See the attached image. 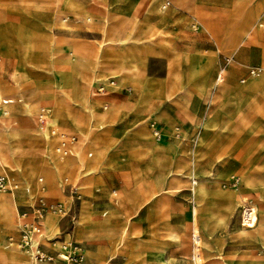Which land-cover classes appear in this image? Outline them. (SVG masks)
I'll return each mask as SVG.
<instances>
[{
	"label": "rangeland",
	"instance_id": "374dc122",
	"mask_svg": "<svg viewBox=\"0 0 264 264\" xmlns=\"http://www.w3.org/2000/svg\"><path fill=\"white\" fill-rule=\"evenodd\" d=\"M88 1L98 17L111 12L117 18L116 26H109L107 16L100 20L99 29L95 24L70 25L74 15L69 21L64 19L68 8L64 4L67 9L60 10V0H0L4 6L0 7V116L7 106L14 120L7 133L10 139L3 135L12 158L0 174L6 176L9 189V185L16 186L14 192H0V197L8 200L15 216L39 197L48 206L60 203L67 208L71 204L76 224H71L69 216L47 212L43 235L52 238L55 233L44 230L47 217L61 220L58 238L76 244L84 264H112L119 255L115 264H159L160 251L171 264H193L194 254L199 257L198 264H264V90L256 87L264 84V22L260 21L263 28L257 26L264 12H257L258 6H253L256 0ZM164 2L170 4L165 10L161 7ZM72 3L73 12L93 24V13L82 9L84 1ZM131 22L146 25L147 34L150 30L153 34L154 45L150 46L155 50L144 53L143 60L141 50L147 49L145 44L150 40L138 31V24ZM45 32L50 37L41 47L34 39ZM29 42L34 43L28 46ZM75 45L87 47L93 54ZM130 48L140 52L133 63L137 68L134 82L125 75L130 64L125 51ZM30 50L51 57L58 72L55 82L47 66L26 60L25 52ZM107 50L115 53L114 58L108 57ZM179 54L181 60L177 59ZM222 57L231 58L228 70L223 71L230 89L239 90L248 84L249 80L244 85L240 80L252 66H260L262 74L241 89L243 92H228L215 105L212 93L221 83L215 85ZM233 61L239 65L234 66ZM95 67L98 70L93 73ZM78 71H82L79 77ZM93 75L95 79H91ZM108 78L115 80L112 91L96 95L94 84H106ZM157 82L164 90L176 85L175 94H181L176 98L179 102H172L185 116L176 114L170 128L164 122L156 123L151 113L149 118L133 109L119 113L111 110L109 104L114 100L134 101L136 90V109L160 100L163 97L151 89ZM78 84L86 88L95 117L86 140L83 135L90 112L75 102ZM204 88L211 98L202 102L199 92ZM144 96L148 103L136 107ZM24 104L37 107L27 113ZM51 105L50 122L44 127L35 112L40 106ZM207 111L210 113L204 121ZM149 122L160 127L159 139L147 128ZM98 126L103 129L98 130ZM71 129L79 132V145L82 139L83 148L86 146L81 152L85 162L82 170L75 157L57 153L64 145L61 138L73 136ZM124 139L144 140L149 146L141 151L114 147ZM86 153L92 157L87 158ZM68 168L72 176H65L60 183L62 172ZM89 169L93 174L84 177ZM79 170L82 174L77 176ZM168 171H173L172 176ZM175 171L184 178L176 184ZM165 179L170 189L151 200V194L161 187L157 180ZM198 180L204 181L203 192L195 188L193 182ZM59 183L64 196L52 190ZM74 185L78 201L70 199ZM48 196L56 199L49 201ZM126 204L130 212L122 220ZM244 211L250 214L248 221L241 219ZM92 216L96 220L102 217L105 229L118 227L117 239H106L100 246L83 240L89 237ZM70 232L73 235L65 237ZM10 238H16L15 226L0 219L2 244L23 256L17 247L9 246ZM136 254L137 259L131 260Z\"/></svg>",
	"mask_w": 264,
	"mask_h": 264
},
{
	"label": "crops",
	"instance_id": "0c3cea01",
	"mask_svg": "<svg viewBox=\"0 0 264 264\" xmlns=\"http://www.w3.org/2000/svg\"><path fill=\"white\" fill-rule=\"evenodd\" d=\"M84 1V3L82 4V9H85L86 11H90L91 13H93V15H94V18L96 19V20H94L93 21V24L92 23H86L81 17H79L78 16V14L76 13V12H73V11H70L69 9H67L66 8V6L63 4V3H59V5H60V10H65V9H67L68 11H66V17L64 18V19H67L68 21L70 20V18H69V16H73L74 15V17H73V19L71 20V22L69 23L68 22V24H70V25H72V23L73 24H82V23H84V24H90V25H94L95 27H97L98 29H99V26H98V24L100 23V20L102 19V18H104L105 16H107L108 17V23H109V26H116V24L118 23V21H117V18H115V16L114 15H112V13L111 12H105V14H103V12L102 13H100L101 15H102V17H98L97 15H95V13L93 12V9L89 6V2L90 1H88V0H83ZM155 1V0H154ZM154 1H151L150 3H152V2H154ZM227 0H225V2H226ZM21 2V1H20ZM20 2H18L19 4H20ZM26 1H24V2H22V3H25ZM145 2H146V0H145ZM166 3H168V6L167 7H169L170 6V4H169V2H164L163 3V5L161 6L162 7V9L163 10H165V9H167V7H165L164 8V6H165V4ZM228 3V2H227ZM253 6L254 7H257L258 6V10H257V12H259V11H261V13L262 12H264V0H256L255 2H254V4H253ZM0 7H4L3 5H0ZM57 9H58V7H57ZM65 12V11H64ZM69 14H71V15H69ZM55 17V16H54ZM260 21H261V19L259 18L258 20H257V22H258V24H257V26H258V28L259 29H261V28H263V24L262 23H260ZM37 22H39V21H37ZM56 22H60L59 20H56ZM131 23H136V24H138L137 22H131ZM145 27H146V25H144V24H138V26H137V29H138V31H140L141 32V34L145 37V38H147L148 40H150V42L149 43H147V44H145L146 45V47H147V49L146 50H141V56H140V59H142L143 60V54L144 53H146L147 51H149V50H155V48H154V43H153V39H152V37H153V34H152V32H151V30H150V35H148L147 34V30L149 29H145ZM46 35V36H45ZM44 36V37H43ZM258 36H259V34H257L256 35V37H257V39H258ZM13 37V36H12ZM41 38H40V42L43 44V42L44 41H46L45 39H48V37H50V35L48 34V33H44L43 35H41L40 36ZM13 39L15 40V37H13ZM42 39V40H41ZM259 40V39H258ZM35 42V41H34ZM40 42H37V43H39V44H41ZM262 42V41H261ZM144 43H141V45H143ZM150 44H153V45H151L150 46ZM262 44H263V46H264V43L262 42ZM66 45V44H65ZM75 46H79V47H82V48H84V49H87L89 52H91L92 54H93V51H91L89 48H85V47H83V46H80V45H75ZM238 46H239V44L237 45V47H236V49L238 48ZM68 47V46H67ZM68 49H69V47H68ZM107 49V48H106ZM235 49V50H236ZM108 51V50H107ZM109 53H108V57L109 58H114L113 56L115 55V53L114 52H112V51H108ZM263 52H264V49H263V51H262V56H263ZM178 58H180V60L182 59V57H181V55L179 54L178 56H177V59ZM233 58H234V56H233ZM264 58V57H263ZM226 59H228V60H231V58H226V57H222L221 58V64L219 65V72H218V74L216 75V77H215V85H216V83L218 82H222V80L224 79V74H222V72L223 71H225V70H228V65H229V62L228 63H225V60ZM234 59H236V58H234ZM105 60V59H104ZM142 60H141V63H142ZM264 60V59H263ZM105 61H109V60H105ZM109 62H114V60L112 61V60H110ZM240 64H241V62H240ZM224 65V67H222ZM242 65V64H241ZM252 68H260L261 70H262V68L260 67V66H252V67H250L249 69H248V71H247V76H246V78H243V79H241L240 80V84L241 85H244L245 84V82L247 81V80H249L248 81V84L244 87V88H246L248 85H249V83H250V81L253 79V78H255V77H258V76H260L261 74H259V75H256V76H254V77H250L249 75H248V72H249V70L250 69H252ZM109 77H111V76H109ZM219 77H221V78H219ZM120 78H121V82L123 81L122 80V77L120 76ZM110 80H112V81H114L115 82V80L113 79V78H108L107 79V81H106V84L104 83V82H96L94 85H95V87H94V91L96 92V90H97V88L98 87H100V86H104L105 88H106V90H109V91H112L111 89H112V87H109V85L107 84V82L109 83V81ZM228 81V80H227ZM241 81H243V82H241ZM229 82V81H228ZM120 83V81H118V84ZM230 84V83H229ZM106 85V86H105ZM125 85H129V86H131L130 84H125ZM183 85H184V77H183V75L180 73V86L181 87H183ZM159 86H162V83L161 82H157L156 83V85L153 83L152 84V90H154L155 91V93H156V95H157V97H163V98H160V100H154L149 106H146V107H144L143 109L141 108V110H139V109H136V108H134V106H133V104H134V102H135V100L138 98V93H137V90H136V99L134 100V101H129V100H121V101H115L114 100V102H112V104H109L110 105V108H111V110L113 111V112H120L121 110H130V109H133L132 111H134V113H136V114H138V115H146V116H148L149 115V113H151L155 118H156V123H160V122H164L165 123V125H166V128H170V125H171V122H172V120L176 117V114H178V113H180V114H182L183 116H185L184 115V112H182L180 109H179V107H178V105H176V104H174L172 101H176V102H179V100H177L176 98L177 97H179V96H181V94H175V88H176V85H175V88H172V89H166V90H164L163 88H159ZM244 88H241V89H244ZM234 89V88H233ZM241 89H239V90H241ZM250 89V88H249ZM205 90H207L206 88H204L203 90H201L200 92H199V96L201 97V101L202 102H205V101H207V96H205L203 93L205 92ZM234 90H237V89H234ZM231 91H233V90H231ZM238 91V90H237ZM188 92H189V90L187 89V87L185 86V95H187V98H188ZM247 94H253V93H251V92H246ZM96 95H98L97 93H96ZM206 97V98H205ZM213 97V100L215 101L214 102V104L216 105V104H219V95L217 94V95H215V96H212ZM211 98V97H210ZM190 101V99L188 98L187 99V102H189ZM187 102H186V113L187 114H189V108L187 107ZM25 105V107H26V111H27V113H30L32 110H34L35 108H33V107H31V106H29V105H27V104H24ZM106 105V103H104V106ZM108 105V104H107ZM109 105H108V107H109ZM214 105V106H215ZM104 106L102 107V111L104 110ZM213 106V107H214ZM31 107V108H30ZM212 107V108H213ZM41 108H47V109H49V111H50V114H49V116H48V118H47V120H46V123H47V121L51 118V115H52V108H53V105H51V107H48V106H40V107H38L37 109H36V112H35V116H36V119H37V116H38V113H39V110L41 109ZM212 108H210V109H212ZM101 113V112H100ZM207 113H208V111H207ZM206 113V114H207ZM97 114H99V113H97ZM111 117H112V119L114 118V116L113 115H111ZM149 117V116H148ZM150 118V117H149ZM38 121V120H37ZM39 122V121H38ZM45 123V124H46ZM42 124V123H41ZM151 123L149 122L148 124H147V128L149 129V131L152 133V131H151V129H150V127H149V125H150ZM155 126H156V128L158 129V131H159V133H160V137H161V130H160V127L157 125V124H154ZM47 127V126H46ZM103 129V127L102 126H98V130H102ZM71 133H74V134H72L73 136L72 137H74L75 138V142L73 143V144H70V145H68V147H69V149L71 150V153H72V146L74 145V144H76L77 142H78V134H79V132H77V131H75V129H71ZM71 138V137H70ZM159 139V138H158ZM66 140H68V139H66ZM63 144H64V141L65 140H62V138H61V140H60ZM81 142H80V144H82V139L80 140ZM149 146V143L148 142H146V141H144V140H137V141H132V140H123V141H118L116 144H115V146L114 147H126L127 149H128V151L129 150H135V151H141L142 149H144V148H146V147H148ZM86 147V146H85ZM84 147V148H85ZM84 148H83V150H84ZM88 158H91L92 157V154L91 153H88ZM62 157H66V156H62ZM46 170H48V172L50 173V169H46ZM1 175V174H0ZM65 176H72V170L70 169V168H68V169H66V170H64L63 172H62V174H61V178L59 179V182L61 183V180L65 177ZM60 183L58 184L59 186L57 187V188H53L52 190L56 193V194H58V195H61V196H64V194L62 193V189L60 188L61 186H60ZM75 186V185H74ZM98 191L96 190L95 191V193H97ZM49 201H51V200H54V199H56L55 197H52V196H48V197H46ZM128 210V212H127V210ZM107 212V211H106ZM130 212V207L126 204V205H124V207H123V209H122V213H123V216H120V218H122V220H125L127 217V213H129ZM104 213V215L106 214L105 212H103ZM16 214H17V212H16ZM15 218H16V216H15ZM77 218H78V215H77ZM102 218V217H101ZM101 218L100 219H98V220H96V219H94V217L92 216V221H93V226L88 230V234H89V237H87L86 239H83V240H87V241H91V242H93V243H95L96 245H98V246H100L106 239H109V241H114V240H116L117 239V237L115 236V234L116 233H119V228L118 227H116L115 225H112V227H110L109 229H105L104 227H103V225H102V222H101ZM134 219V218H133ZM132 220V219H131ZM61 220H57V221H55V220H53V219H50L49 217H47L46 218V223H45V225H44V230L45 231H53V232H55L54 233V236H55V234L58 232H60V229H59V222H60ZM125 222L126 221H124L123 222V224H125ZM14 226H15V233H16V238H15V240L14 241H16L17 240V238H18V233H17V229H16V224H15V219H14ZM124 226V225H123ZM73 230V229H72ZM82 230V227L81 226H79V228H78V232H80ZM121 230V229H120ZM57 235V234H56ZM71 235H73L72 234V232H71ZM75 236H77V235H75ZM65 237H66V235H65ZM67 237H70V234H68V236ZM9 246H15V247H17L16 246V244H9ZM17 249H19L18 247H17ZM22 254H23V256L22 257H24V258H27L28 259V257L21 251V250H19ZM114 252V251H113ZM111 254H112V252H111ZM137 257H138V255L136 254V255H134L133 256V258L131 259V260H136L137 259ZM120 260V255H119V258H118V260L116 261V262H118ZM116 262H113L112 264H115Z\"/></svg>",
	"mask_w": 264,
	"mask_h": 264
},
{
	"label": "bare ground",
	"instance_id": "6f19581e",
	"mask_svg": "<svg viewBox=\"0 0 264 264\" xmlns=\"http://www.w3.org/2000/svg\"><path fill=\"white\" fill-rule=\"evenodd\" d=\"M61 3L63 4H66L67 5V8L70 10V11H73L72 8H73V3H72V0H60ZM261 20L264 22V15L261 17ZM62 22V21H61ZM59 22V23H61ZM62 24V23H61ZM43 35L42 33H38L34 39L35 42H40V36ZM46 36V35H45ZM44 37V36H43ZM49 38V37H48ZM42 40V39H41ZM46 40V39H45ZM122 41V40H121ZM45 42V41H44ZM43 42V43H44ZM32 43L34 42H29L28 43V46H30ZM41 43V42H40ZM48 44V43H47ZM49 45V44H48ZM118 46V45H117ZM41 47H42V43H41ZM44 48V47H43ZM45 49V48H44ZM40 51H41V48H40ZM45 51V50H44ZM126 53V59L128 60V62L130 63L129 64V67L127 69H125V72H126V80H130V81H133L134 82V74H135V71H136V66L133 64L135 62V59H136V56L138 54H140L139 50L138 49H134V48H130L128 49L127 51H125ZM25 58L26 60L29 62V61H35L36 63L37 62H40L42 63L43 65L47 66L48 67V70L49 72L51 73L52 75V78H53V81L55 82L57 79H58V72H57V69H56V65L53 63L52 59L50 56H43V55H38L36 52L34 51H26L25 52ZM40 63H37V64H40ZM234 66L236 65H239L236 61H233L232 63ZM232 65V66H233ZM98 69L95 67L94 68V72L93 73H96ZM91 72V73H92ZM82 74V71H78L77 73V77L81 76ZM222 74H224V72H222ZM221 78V77H219ZM91 79H95L94 75L91 76ZM222 79V78H221ZM115 84V82H114ZM113 84V85H114ZM138 87L141 89V90H145L144 87H142L141 85ZM257 88L259 89H262L264 90V84L263 85H257L256 86ZM86 89V88H85ZM84 89V86L78 84L76 85V88H75V97H76V100L75 102L81 107L83 108L85 111L90 112V115H89V122H88V125L86 127V130L84 132V135H83V140H86L87 136L89 134H91L92 132V124H93V121H94V115L92 114L91 110H90V102H89V98H88V93L86 92V90ZM233 90V91H231ZM202 92V91H201ZM200 92V93H201ZM228 92H233V93H239V92H243V90H234V89H230V84L229 82L226 80V76L224 75V79L222 80V82L220 83V86L218 87L217 91H215L214 93H212V96H215V95H219V102L222 98V96H224L226 93ZM142 93V92H141ZM205 96H207V100L210 99L211 97V94L209 92V90H205V92L203 93ZM142 95V94H141ZM145 97V96H144ZM185 97V96H184ZM0 98H1V90H0ZM206 98V97H205ZM148 103L147 101V98H143L141 99V101H138L137 104H135L136 107H140L144 104ZM184 108V107H183ZM185 109V108H184ZM183 109V110H184ZM212 109H210L211 111ZM209 111V113H210ZM206 114V117L204 118V121H206L208 119V114ZM194 119V118H193ZM193 121V120H192ZM50 120L47 121L46 124H41L42 126L46 127L48 126ZM14 124V120H12L11 117H9L8 115V108L7 106L4 107L2 109V114L0 116V170L5 172V166L9 163V161L11 160L12 158V149H9L8 146H7V143L5 141V137L3 136L4 134H7L10 130H11V126ZM8 135V134H7ZM8 138L10 139V136L8 135ZM71 146V145H70ZM83 150V143L79 145V143L77 142L76 144H74L72 146V153L70 155V157H75V160H77V163H78V166L79 168L82 170L84 167H85V162L84 160L81 159V152ZM88 155V153H86V156ZM88 158V156H87ZM194 168V167H193ZM196 168V167H195ZM92 169V168H91ZM91 169L87 170L86 171V174L84 175V177L86 176H90L92 175V171ZM173 169V168H172ZM81 170H79V172L77 173V176L81 175ZM193 170V169H192ZM176 172V176H175V179L173 181L174 184L176 183H179L181 181V179H184L182 177L179 176L178 174V171H175ZM167 173H170V176H172V173L173 171H168ZM0 176H4L6 177L4 174H1ZM7 179V178H6ZM160 183V189L157 190L156 192L152 193L151 196H150V199L151 200H154L157 198L158 195H161V194H165L166 191L168 189H170L171 185L167 184L166 182V179L163 180V181H159L157 180L156 182V185H158ZM194 184H196V187L195 188H198V192H203V190L205 188L204 185L202 186V184L204 183L203 180H198V181H195L193 182ZM192 183V184H193ZM7 184H10L8 183L7 181ZM76 185V184H75ZM77 186V185H76ZM193 186V185H192ZM10 187V190L11 192L13 190H16V186L13 187L12 185H9ZM193 188V190L195 189ZM14 192V191H13ZM15 196V195H14ZM12 201V199H11ZM150 202V201H149ZM0 219L4 222V223H7L11 226L14 225V219H15V215L14 213L12 212V210H10L9 208V203H8V200H6L5 198L3 197H0ZM241 219L243 221H248L250 219V214L248 211H244L241 215ZM76 224V222H75ZM75 228V225L73 227V229ZM73 231V230H72ZM71 233V232H70ZM68 236V234H66V237ZM71 236V234H70ZM193 237L194 234H193ZM195 239V238H194ZM167 256V255H166ZM198 261H199V257L198 255L194 254L193 257H192V262L193 264H198ZM159 264H171L168 260L165 259V254L160 251L159 252V260H158ZM0 264H34L32 261L22 257V255L18 252V251H15L13 249H9L7 247H5L2 242H1V239H0Z\"/></svg>",
	"mask_w": 264,
	"mask_h": 264
},
{
	"label": "built area",
	"instance_id": "2783aa9c",
	"mask_svg": "<svg viewBox=\"0 0 264 264\" xmlns=\"http://www.w3.org/2000/svg\"><path fill=\"white\" fill-rule=\"evenodd\" d=\"M167 6L168 3L165 4L164 8ZM229 61L230 60L226 59L225 63ZM261 73L262 70L260 68H252L249 70L248 75L254 77ZM113 84L114 81L112 80L108 83L109 87H112ZM105 90L106 88L104 86H100L97 88L96 93L101 94L104 93ZM49 114V109L41 108L37 116L39 123L45 124ZM149 127L152 131V135L155 138H160V133L156 126L151 123ZM74 142V137L65 140L64 145L58 148L57 153L61 156H70L71 150L68 145ZM3 191H10V189L7 187L6 177L0 176V192ZM77 191V187L72 186L70 192V199L72 201L73 199L76 201L79 200ZM47 212L56 214L62 218L69 216L72 225L76 221L71 204L67 208L60 203L48 206L44 202V199L39 197L31 206L17 211L15 224L18 238L16 241L10 238L9 242L11 244H16L19 250H21L34 264H84V256L79 251L76 244L65 241L64 239H59L58 235L52 238H47L43 235L42 222Z\"/></svg>",
	"mask_w": 264,
	"mask_h": 264
}]
</instances>
